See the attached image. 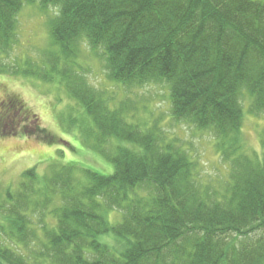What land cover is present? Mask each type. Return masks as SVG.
Here are the masks:
<instances>
[{"label":"trees","instance_id":"16d2710c","mask_svg":"<svg viewBox=\"0 0 264 264\" xmlns=\"http://www.w3.org/2000/svg\"><path fill=\"white\" fill-rule=\"evenodd\" d=\"M23 3L56 9L49 34L64 56L86 43L100 50L109 81L128 89L165 83L172 119L213 134L228 178L201 183L192 157L160 149L152 134L123 119L130 112L109 111L74 65L63 68L54 75L90 118L95 150L112 133L140 151L117 148L111 171L84 168L81 184H72L70 162L60 167L44 187L61 197L53 227L43 213L50 197L29 191L39 179L28 170L18 191L5 189L4 200L15 203L0 209V264H264V152L248 155L239 140L241 98L248 114L264 115V0H0V74L9 71L1 58L11 53ZM41 76L50 81L49 71ZM13 95L0 103V138L29 113ZM143 186L145 195L122 206ZM31 207L40 237L28 229ZM114 208L121 220L111 225L106 213ZM107 235L116 246L102 241ZM34 237L37 249H29Z\"/></svg>","mask_w":264,"mask_h":264},{"label":"rangeland","instance_id":"374dc122","mask_svg":"<svg viewBox=\"0 0 264 264\" xmlns=\"http://www.w3.org/2000/svg\"><path fill=\"white\" fill-rule=\"evenodd\" d=\"M55 14L56 9L52 6L40 7L37 3H23L17 16L16 35L11 53L1 58L5 64L3 67H8L9 71L0 74V103L6 100L7 95L14 94L13 96L19 98L29 113L21 114L19 116L21 125L16 130L6 128V133L10 134L0 138V209L7 210V207L15 203V199L4 200L7 191L5 189L10 187V191H18V182L25 177L28 179L25 174L28 170L34 172L39 179V184H35L29 191L35 194L44 191L47 195L56 191V188L52 187L53 190L49 191L48 188H44L45 185L50 186L53 183L52 178L65 163L70 162L74 167L69 173V178L75 185L87 180L84 168L110 172L108 159L117 148L127 147L135 152L140 151L112 133H107V141L101 145V150H95L94 135L88 131L91 125L90 118L84 113L80 103L69 96L58 75H54L60 74L63 68H72L73 65L93 87L96 96L107 98L109 111L123 107V110L130 112L127 115L123 113V119L129 124H134L138 132L152 134L160 149L168 148L171 151L185 153L189 160L192 157L197 163L193 172L202 177L201 179L196 176L201 183L213 180L211 182L219 184L228 178L227 166L220 158L213 134L198 131L172 119L169 89L165 83L152 81L148 85L128 89L109 81L100 50L94 53L86 43H78L73 58L64 56L59 52V46H54L52 36L49 34L50 19ZM52 64L55 65V72L49 70ZM75 65L81 68H76ZM21 69L26 73L32 71L33 75H24L19 72ZM44 71L50 72L51 78L48 82L42 80L41 72ZM241 103L245 117L239 132V140L248 155H260L264 152V115L253 117L246 112L248 109L246 96L241 98ZM36 125L55 139L50 136L49 139H44ZM146 192V186L128 192V198L125 200L127 202H122V206L128 202L131 204L133 199L145 195ZM37 196L30 197L32 201L39 200ZM47 196L50 200L43 212L46 213L45 225L53 227L56 220L52 218L51 212L54 207L60 205L61 197L59 194ZM33 209L31 207L27 211V217L31 222L28 229H34L40 237L37 226L39 214ZM25 210L26 208L22 213ZM3 211H0V224H3V215L6 213ZM120 211H122L120 208L107 210L106 219L111 225L120 222ZM36 239L31 238L27 242L29 249H37ZM102 241L110 246H116L109 235ZM22 247V244L18 245L19 250Z\"/></svg>","mask_w":264,"mask_h":264}]
</instances>
